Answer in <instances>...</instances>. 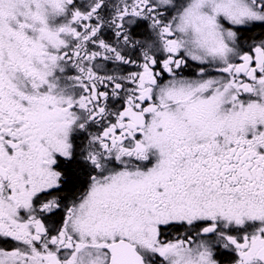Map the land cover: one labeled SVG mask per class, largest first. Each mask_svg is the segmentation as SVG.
<instances>
[{
    "label": "snow or ice",
    "instance_id": "6c2138e0",
    "mask_svg": "<svg viewBox=\"0 0 264 264\" xmlns=\"http://www.w3.org/2000/svg\"><path fill=\"white\" fill-rule=\"evenodd\" d=\"M0 264H264V0H0Z\"/></svg>",
    "mask_w": 264,
    "mask_h": 264
}]
</instances>
